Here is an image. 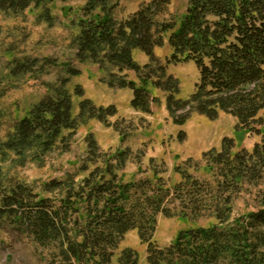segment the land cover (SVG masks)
<instances>
[{"label":"trees","instance_id":"16d2710c","mask_svg":"<svg viewBox=\"0 0 264 264\" xmlns=\"http://www.w3.org/2000/svg\"><path fill=\"white\" fill-rule=\"evenodd\" d=\"M45 1L0 0V12L19 15ZM170 1L150 0L117 19L113 0H85L77 21L76 59L97 65L104 74L100 81L108 87L131 90L135 111L151 114V105L159 104L151 92L156 89L164 93L176 125H183L191 110L210 120L224 112L237 120L240 130L252 132L256 123L263 124L257 116L264 110V0H186L179 19L159 21ZM165 44L169 60L192 62L198 71L194 92L186 100L177 97L179 80L167 73L170 61L161 64L154 53ZM134 50L149 63L139 65ZM35 61L18 66L26 71ZM79 72L66 71L68 76ZM67 82L60 78L54 94L39 99L16 122L12 135L0 141L3 152L38 159L92 119L113 127L122 140L135 129L125 119L108 123L116 107L95 105L80 86L74 91L81 100L73 115ZM183 136L179 134L180 140ZM129 154V149L103 152L90 139L85 161L92 168L82 167L88 173L78 184L71 179L44 183L42 191L55 192L53 196L19 182L0 186V222L49 251L45 264H112L124 235L133 230L145 246L146 264H264V193L260 208L232 217L233 203L245 188L264 182V133L251 151L235 150L232 137L222 138L218 150L175 165L174 182L159 175L154 159L151 178L123 181L117 170ZM159 215L214 222L179 230L161 247L153 240ZM116 262L137 264V254L125 248Z\"/></svg>","mask_w":264,"mask_h":264},{"label":"rangeland","instance_id":"374dc122","mask_svg":"<svg viewBox=\"0 0 264 264\" xmlns=\"http://www.w3.org/2000/svg\"><path fill=\"white\" fill-rule=\"evenodd\" d=\"M113 1L117 4L115 17L124 19L150 0ZM84 3L85 0H46L38 8L30 7L19 15L0 12V141L12 135L16 122L33 104L46 95L54 94L52 88L58 85L60 78L68 79L64 88L70 94L73 115L77 114L81 100L74 91L80 86L85 98L90 99L86 90L94 96L95 100H90L95 105L116 106L119 112L108 117V123L125 119L132 122L135 129L122 140L113 127L92 119L87 124L79 125L72 137L62 143L57 142L49 153L39 155L38 159L16 157L11 151L3 152L0 149V186L8 187L13 182H19L41 195L53 196L55 192L45 194L42 191L44 183L52 179H71L78 184L88 173L82 167L88 165L89 170L92 168L85 161L90 139L103 152L129 149L130 154L124 167L117 170L123 181L151 178L150 160L154 159V167L159 175L172 182L178 178L173 172L175 165L187 158L200 160L202 153L209 149L218 150L224 137L234 139L235 150L245 148L251 151L253 145L261 141L264 110L257 116L263 124L256 123L252 132L240 130L237 120L224 112L210 120L191 110L186 122L176 125L166 110L164 93L156 89H151V92L157 96L159 104L151 105V114L133 108L129 110L131 106L127 92L108 87L100 81L104 74L98 70L97 65L80 63L75 57L77 21L81 17ZM185 8L186 0H171L157 19H179ZM154 53L161 64L170 61L166 69L168 74L179 80L177 97L188 99L198 81L195 65L192 62L174 63L169 60L171 51L166 44L156 48ZM132 55L141 66L149 63V58L139 50H134ZM33 59L36 64L21 71L18 65ZM68 68L80 72L76 76H68ZM128 76L137 81L134 73L129 72ZM66 133L63 132V135ZM180 133H184L182 140L179 138ZM179 154L183 159L181 161ZM159 160H163L162 165ZM263 193L264 182L257 187L245 188L233 203L232 217L260 208ZM213 222V219L207 218L193 221L178 216L166 218L159 215L153 240L161 247L166 246L179 230L198 225L207 226ZM125 248L136 252L137 264H146L145 246L140 244L136 231L124 235L116 251V258ZM49 255V251L38 248L17 228L0 222V264H45ZM116 258L113 257L112 264H117Z\"/></svg>","mask_w":264,"mask_h":264},{"label":"crops","instance_id":"0c3cea01","mask_svg":"<svg viewBox=\"0 0 264 264\" xmlns=\"http://www.w3.org/2000/svg\"><path fill=\"white\" fill-rule=\"evenodd\" d=\"M134 54V53H133ZM85 87V86H84ZM118 91H125V92H127V94L129 95V101H131V99H132V91L131 90H129V89H118ZM86 92V94L88 95V97L90 98V99H92V100H95L94 99V96L90 93V94H88V90H86L85 91ZM94 102V101H93ZM116 103V102H115ZM116 107V106H115ZM129 108V107H128ZM130 109H132V108H129V110ZM118 112H119V110H117ZM130 112V111H129ZM137 113V112H136ZM178 153V152H177ZM180 155V154H179ZM181 160H183L182 159V157H181V155H180V161Z\"/></svg>","mask_w":264,"mask_h":264}]
</instances>
